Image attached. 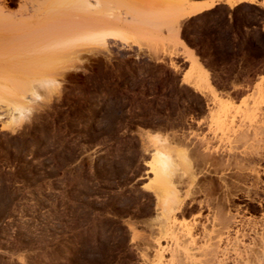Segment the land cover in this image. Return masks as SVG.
<instances>
[{"label":"rangeland","instance_id":"1","mask_svg":"<svg viewBox=\"0 0 264 264\" xmlns=\"http://www.w3.org/2000/svg\"><path fill=\"white\" fill-rule=\"evenodd\" d=\"M8 1L0 40L33 0ZM87 1L126 41L98 34L41 59L0 43V264H204L217 241L215 264H246L252 250L264 264V160L239 183L200 148L237 112L252 130L263 123L264 0L186 20L180 0ZM258 133L247 146L264 153ZM216 210L229 236L212 232ZM194 218L196 250L177 238Z\"/></svg>","mask_w":264,"mask_h":264},{"label":"bare ground","instance_id":"2","mask_svg":"<svg viewBox=\"0 0 264 264\" xmlns=\"http://www.w3.org/2000/svg\"><path fill=\"white\" fill-rule=\"evenodd\" d=\"M180 1H182L184 3V4L181 3L183 6L181 5V7H180V8L183 7L181 11L184 12V13H182L180 20H183V19L186 20L192 16H195V15L201 14L203 12L212 10L215 7V5L217 4V2H224L228 6H230L231 8L235 7L239 3V2H235L233 0H225L226 2L224 0H213L209 5H206L207 3L206 4L202 3V4H204V5H202V4H197L195 2H192L191 0H180ZM251 3H253V2H251ZM100 4H97V5H100ZM10 5H12V2H9L8 0H3V2L0 3V16L3 14H7L6 10L4 13V9ZM47 5H48V7H47ZM102 6H101V8H102ZM184 6H186V7H184ZM95 7H96V5L88 2L87 0L86 1L85 0H33V1H30V10H28V8H29L28 7L27 10L29 12L27 13V10L25 11L26 12L25 16L27 15L26 18H23V16H22V18H20L19 23L17 22V24L16 23L14 24V22H12L11 25H15L17 27H14V29L10 30V32L6 36V38L2 37L3 39L0 40L1 41L0 43L2 44V41L6 40L8 42V43H6L7 47H9V48L14 47L16 49L20 44L21 45L23 44L22 45L24 48L23 51L25 50L24 51L25 54L28 55L25 57H30V58L38 57L39 58V57H42L45 55L47 56V54L51 55V53L56 52L55 49H57V51H58V49H65V48L70 47L71 45H74L80 41H86V40L92 41V40L96 39L97 37L105 35V33H106L105 36L118 37V38H120V40L122 39V40L126 41L125 39H126L127 34H126L124 27L119 28L120 24H115L114 22H110L109 20L107 21V20L97 19L98 14L95 11L97 9ZM47 8H48V11H47ZM65 10H70V11L65 12ZM57 12H59L57 15H52V14L57 13ZM60 13H62V14H60ZM106 14H108V13H106ZM8 15H9V13H8ZM21 19H23V20H21ZM47 19H49L50 21ZM55 19H57V20L55 21ZM119 19H121V18H119ZM5 25H6L5 23L2 24V26L0 28L7 26V25L6 26ZM11 25L8 24V26H11ZM99 28H101V29L103 28L102 30L106 29L107 32L102 31L103 33H99V32H97V30ZM98 34H102V35L99 36ZM1 36H0V38H1ZM4 43H5V41H4ZM4 43L2 45L1 44L0 45L3 47V45H5ZM24 45H28L26 47L27 49H25ZM22 46H21V48H22ZM2 47H0V48H2ZM5 47H3V48H5ZM13 51H14V49H13ZM22 57H24V56H22ZM39 59H41V58H39ZM3 60H5V59H3ZM21 62H23V60ZM14 65H13V67H14ZM12 85H13V83H12ZM6 90H8V89H6ZM247 115H248L247 112H241V113L237 112L235 115L230 116L224 123H222V125H221L222 136L220 137L219 141H217L218 142L217 145L213 144V141H211V140L209 141L207 139H203V141L200 142L201 144L199 143L201 145L200 148L204 152L206 158L209 160V162L207 163L209 168H211V171L214 172L217 176L218 175L223 176V174L226 171L231 172V170H235L236 172L234 171L235 172L234 175H236V173L238 175V176L236 175L238 177L236 179V182H237V180L239 182L240 180L245 179L243 177H245L246 173H250L252 176L254 175V178H255V176L256 177L259 176L258 175L259 172L256 170L257 168L254 167L256 164L254 165V163H255V160L257 158L264 160V155H263L264 153L262 150H260L258 148H256V149H253V147L249 148L247 145H248V142H250V141H253V142L256 141L255 137H257V135L259 134L258 132L264 131V119H263V123L261 122V126H259V128H257V129L253 128V130H252V128H248L244 122ZM251 136L253 137V140H251V138H252ZM239 156L241 158L238 159ZM165 160H166V158H165ZM162 163H163L162 164L163 166H161L162 169H161L160 173H162V170L165 167H167L166 161H163ZM179 175H181V174L178 173V177H179ZM196 175L197 174L194 172H191V174H190V177H189V180L187 183L188 184V195L191 194L192 192H194V189H197L196 186L198 183V180H197L198 178L196 177ZM182 176H183V174L180 176V178ZM246 177H247V174H246ZM232 180H234V179H232ZM222 181H223V186L226 189V191L229 190V188L232 186L233 182H232V184H229V183H227V181L224 178H222ZM235 191H236V189H235ZM194 193L197 194L198 192L197 193L194 192ZM238 193L236 192V194H238ZM193 194H191V195H193ZM191 195H189V196H191ZM175 203H176V201H175ZM197 203H199V202H197ZM208 203H207V206L210 207ZM204 204L205 203L200 201V203L198 204V207H200V210H202V208L204 207ZM210 205H211V203H210ZM211 211H212V209H211ZM214 215H215L214 216L215 219H213V221H214L213 229L214 230L212 232L217 233L218 235H222V236L223 235L229 236L230 232L232 230V227L230 226L231 218H230V223H229V217L224 216V215H220V213H218L217 210H216ZM232 219H234L233 216H232ZM198 222L199 221H197V219H195L194 221H192V223H187V222L178 223L179 228L181 230L179 234H181V235L179 236V234H178L179 237H177V238L178 239L183 238V240L181 242H183L184 244H186V243L189 244L188 246L186 245V248L187 247L191 248V246H192V248L195 247L194 249L196 250V247L198 246V245L196 246L197 241L195 239L197 236L194 237L195 232H193L195 230L194 228H196V225L198 224ZM199 224H200V222H199ZM262 225H263V223H262ZM262 225L261 226L259 225V226L262 227ZM216 227H217V229H216ZM260 229H262V228H260ZM262 230H259V231H262ZM207 231H209V230H207ZM203 233H205V236L208 235V234H206V229L203 231ZM260 235H261V233H259V236ZM259 236H258V238H259ZM213 238H214V236H213ZM204 240H206V239H204ZM256 240H258V239H256ZM262 240L263 241H261V242L259 241L260 245H261L259 247L262 250H264V238ZM179 241H180V239H179ZM217 242H219V241H217ZM259 242L257 244H259ZM180 243L177 244V246L180 245ZM216 243H215V246L213 245L214 244L213 243L211 246L208 247L209 250H207V252L209 253L208 255L210 258V262L208 261L209 259L204 260V262L207 264H212V262H213V264H215L214 262L216 261L217 254H214V253L217 252V248H218V245ZM184 244H182V245L185 249ZM206 244H207V241H206ZM179 247L183 248L182 246H179ZM259 247H257V249H259ZM194 249L192 251H194ZM200 249H198V250H200ZM189 251H191V250H189ZM223 251H224V249H223ZM254 252H256V251L252 250L251 255L249 254L250 256L247 257L246 264H258V260H257L258 257L256 256L257 255L256 253L254 255ZM205 255L207 258V254H205ZM188 257H190V256H188ZM261 257H262V255H261ZM170 263H171V261H170ZM170 263L168 262V264H170ZM172 263L173 264H183L182 259L178 260L177 256H174ZM160 264H161V262H160ZM216 264H218V263H216Z\"/></svg>","mask_w":264,"mask_h":264},{"label":"crops","instance_id":"3","mask_svg":"<svg viewBox=\"0 0 264 264\" xmlns=\"http://www.w3.org/2000/svg\"><path fill=\"white\" fill-rule=\"evenodd\" d=\"M191 1H192V2H195V3H197V4H202V3L206 4V3H207L206 5H209L213 0H191ZM238 2L241 3V2H245V1H241V2L238 1ZM248 2H249V1H248ZM239 3H238V4H239ZM250 3H251V2H250ZM258 3L261 4V3H263V2H259V1H258ZM204 4H202V5H204ZM216 5L219 6V5H221V4H216ZM217 6H216V7H217Z\"/></svg>","mask_w":264,"mask_h":264},{"label":"trees","instance_id":"4","mask_svg":"<svg viewBox=\"0 0 264 264\" xmlns=\"http://www.w3.org/2000/svg\"><path fill=\"white\" fill-rule=\"evenodd\" d=\"M217 8H218V6L215 7L213 10H210V11H207V12H213V11H215ZM262 22L264 23V19H263ZM182 38H183V40H185V41L187 42V44H188L190 47H192V45L188 42V40H187V38H186V35H185V28L183 29ZM199 55H200V54H199Z\"/></svg>","mask_w":264,"mask_h":264}]
</instances>
